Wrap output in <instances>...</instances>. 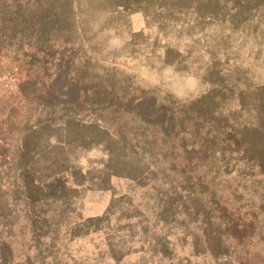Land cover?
<instances>
[{"label": "rangeland", "instance_id": "rangeland-1", "mask_svg": "<svg viewBox=\"0 0 264 264\" xmlns=\"http://www.w3.org/2000/svg\"><path fill=\"white\" fill-rule=\"evenodd\" d=\"M0 0V264H264V0Z\"/></svg>", "mask_w": 264, "mask_h": 264}, {"label": "trees", "instance_id": "trees-1", "mask_svg": "<svg viewBox=\"0 0 264 264\" xmlns=\"http://www.w3.org/2000/svg\"><path fill=\"white\" fill-rule=\"evenodd\" d=\"M54 0H46V10H49L50 9V7H51V5L52 4H50L51 2H53Z\"/></svg>", "mask_w": 264, "mask_h": 264}]
</instances>
